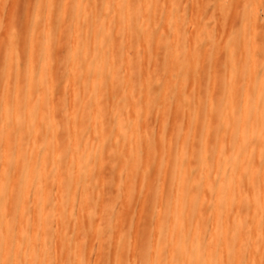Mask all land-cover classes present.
Listing matches in <instances>:
<instances>
[{
  "label": "bare ground",
  "instance_id": "6f19581e",
  "mask_svg": "<svg viewBox=\"0 0 264 264\" xmlns=\"http://www.w3.org/2000/svg\"><path fill=\"white\" fill-rule=\"evenodd\" d=\"M47 1L44 30L22 16L15 22L19 27L11 24L4 36L8 44L5 39L0 45H6L5 57L3 51L0 54L5 68L1 61L0 65L7 77L13 79V37L19 36L31 52L26 60L29 79L38 78V94L27 88L17 97L22 88L18 72L15 85L5 83L0 90V264H100L102 245L111 235L100 226L102 215L99 222L95 217L98 211L103 214L110 208L100 196L110 184L118 159L126 160L123 168L127 174L120 188L123 206L116 214L131 209V198L139 189L137 210L141 214L150 210L149 219L154 222L157 248L149 258L151 264H264V71L255 96H250L260 74L258 56L264 49L258 43L259 20L254 21L252 31L238 30L221 44L207 31L185 32L187 25L184 32H169L172 25L166 29L169 33L160 31L150 8L143 16V0H62L60 5L56 0ZM6 2L1 3L3 13L9 12ZM30 11L39 17V9L33 6ZM97 15L102 21L94 22L85 34L91 32V40L80 39L82 21ZM55 18L74 21L72 34L76 37L68 60H58L72 90L66 118L58 116L57 108L60 99L64 102L65 86L55 90L58 80L50 71L55 39L66 50V35L53 27ZM132 18L136 20L133 24ZM153 43L158 54L152 53ZM103 45L112 56L99 63L107 55ZM41 46L43 55L36 51ZM244 52L257 58L256 64L239 72L235 64ZM221 55L224 60L220 63ZM158 56L163 60L159 69L143 68L144 61L157 65ZM208 64L213 70L201 71ZM189 79L197 84V94L191 92L196 86L188 87ZM219 82L224 88L222 97L214 96ZM158 116L159 120L162 117L160 126ZM154 125L161 131L155 134ZM168 126L173 129L170 136ZM214 126L221 135L228 127L235 132L227 156L207 142ZM117 139L121 145L112 150ZM91 140L107 145L92 151ZM154 143L164 153L156 166V185L149 179L136 189L135 182L155 163ZM141 163L142 169L136 173ZM212 164L220 176L216 180L211 177ZM82 166L85 171H80ZM94 177L99 187L91 183ZM167 189L170 203L164 213ZM199 192L204 195L199 197ZM140 220L133 218L135 236L130 240L117 223L113 264H123L129 244L127 264H139L136 256L141 241L151 247L145 239L149 230L137 227ZM188 224L190 233L185 232Z\"/></svg>",
  "mask_w": 264,
  "mask_h": 264
},
{
  "label": "rangeland",
  "instance_id": "374dc122",
  "mask_svg": "<svg viewBox=\"0 0 264 264\" xmlns=\"http://www.w3.org/2000/svg\"><path fill=\"white\" fill-rule=\"evenodd\" d=\"M0 1H2V2H0V5H1L0 9H2L5 7V5L1 4V3H3V0H0ZM56 1H57L56 3L59 5L62 2V0H56ZM5 2H6V0H4V3ZM31 2H33L32 3L33 5L32 4L29 5V3H31ZM47 2H48L47 0H36V1L35 0H19V1L18 0H7L5 9H8L7 7L10 6V8L8 9L9 12L5 11V13H3V12H1L2 10L0 11L2 13V14H0V17L2 15V17L0 18V21H1L0 22V29H1L0 30V45L3 43L5 44V39L7 42L6 44H8V41H7L8 38H5V37H7L6 35H8L7 32H9L8 30L10 28V25L13 24V26L19 27L18 26L19 24H16L15 22L19 23V20L22 19V16H24L23 18L26 17L27 21H29L31 19V21H29V24L38 25L39 28L44 30V28L46 26V18H45L44 14H45ZM248 2H250V3H248ZM7 3H8V5L9 4L10 5L8 6ZM143 5H144L142 8L143 16L144 15L146 16L148 14L147 10H149V8H150L151 11L150 10L149 11L151 14L150 13L149 14H150V16L151 15L153 16V17L151 16L152 18H155V21L157 20L156 24L159 26V28H161L160 31H162V29H163L164 31L168 32L167 30H170V26L172 25L171 30L169 32L176 31V30L184 32L186 30V25H187V31H185V32L189 33V31L192 30L191 31L193 33L192 35H196L195 33L199 34L202 31L203 32L207 31V34L210 33V35L215 38L214 40L218 43H221V44L226 43L228 38H231V36L233 37L239 31L243 32L246 29H247L246 31H248L249 28H251V31H252V29H254L255 25L257 24V23L255 24L254 21L256 20L255 22H257L259 20L258 23L261 25L259 28L260 36H259L258 43H259L260 48H264V25H262L264 22V0H252V1L251 0H166V1L165 0H143ZM149 5H151V6H149ZM33 6H34V9L40 10L39 17L37 19H36V15H35L36 13L30 11L31 8H33ZM147 7H148V9H147ZM192 9H194V10H192ZM165 13L167 15H165ZM19 14L20 15L22 14L20 19L18 16ZM7 15H8V17H7ZM10 17H12V21H11ZM6 18H7V20H6ZM16 19H18V21ZM248 19L250 20V22ZM162 20H164V21H162ZM100 21H102V16H99V15H97V17H95V18L91 17L90 21H87V22L82 21L83 23H81V28H80L77 36H79L80 39L87 37V39L90 38V40H91V37H92L91 34L92 33L90 32L87 34V36H85L86 30L91 31L92 27H93V23L94 22H100ZM196 21L199 24H202L201 25L202 27H197L198 23ZM131 22H132V24L135 23L136 22L135 18H132ZM181 22H183V23H181ZM180 23H181V25H180ZM188 23L190 24V26ZM168 24H170V25H168ZM73 26H74V21H72L70 18L65 19L64 22H62V19L55 18V20L53 22V27L60 29V31H62V33H64L66 35V37H65L66 38L65 39V41H66L65 42V44H66L65 49L66 50L63 49V45H62V47L59 45L58 39H55V45H54V50H53L54 53H53V56L51 58L52 59V68L50 69V71L55 72L54 73L55 79L58 80L57 85H59V86H56L55 90H57L60 86H65V91H64V94L62 96L64 99V102L62 103L61 99H60V102H57L58 103L57 108L59 109L58 116L60 118H66L68 116V103L70 101V96H71L72 90H71V87L69 84V82H70L69 78L60 71V68H58L59 67L58 60H60V59H65L66 61L68 60V58H67L68 52L71 50L72 45L74 43V39L76 38L72 34ZM244 26H246L247 28H245ZM2 27H4V28H2ZM136 38H137L136 35H134L133 40L136 41L137 40ZM14 39L16 42V48L14 49L15 52H14V59H13V79L6 76V73H5L6 70L3 69V67L5 68V58L3 59V61H1L3 56L0 55V58H1L0 61H1L2 66H3L2 67L0 65V90H1L2 85L5 83L11 84V85L13 84V86H14L16 81H17L16 73L18 72L21 75L20 79L22 81V88H21V91L18 93L17 97H22L21 95L26 93L27 88L33 89L38 94V92H37L38 78L36 77L33 80L29 79L30 73H29L28 65L26 64L27 57L31 52L28 50V48H26V46H23L21 44L22 39H20L19 36L13 37V40ZM1 41H4V42H1ZM5 46L6 45L0 46V54L2 51L4 54ZM154 46H156V47H154ZM151 47H152L151 50L152 51L154 50L152 53L158 54L157 44L153 43V45ZM43 48L44 47L41 46V48L40 49L37 48L36 51L39 50V54L40 53L42 54L44 52V50H42ZM102 49L105 52H107V55H106V57L101 58L99 60V63H102L105 60H109L112 56L108 50L107 45H103ZM4 57H5V54H4ZM246 57H248L249 59H246ZM258 57H260V61H261L259 63L260 74H259V78H256L253 81V86H252L253 91L251 92V95H250L251 99H253V97L255 96L254 90H256V88H258L260 86V83H261V76H262V73L264 71V49H262V51ZM254 58L255 57L248 56L244 52L241 56V59L237 62V64H235L236 65L235 69L239 72L247 70L253 64H256L255 61L257 58L255 60H254ZM159 60H160V58L158 56V61ZM223 60H224L223 56L221 55L220 59H219L220 63ZM203 62H204V58L201 57L200 66L203 64ZM42 63H43V59L39 62V64L41 65ZM142 63H143L142 66L144 65L143 68L145 70L147 68H149V69L158 68L159 69L163 63V60L162 61L160 60L158 62V64L155 66L153 64H150V63L148 64L147 61H144ZM210 69H212V65L208 64L201 71H204V73H208V71ZM36 70H40V69L37 67ZM36 70H35V72H36ZM154 71H157V70H154ZM208 81L210 83L212 81V79H210V80L208 79ZM190 82H192L191 85H189ZM187 84L189 85V86L187 85L189 88L197 85L196 83H193V81L191 79H189L187 81ZM194 89H195V91L194 92L191 91V92L197 94L198 93V90H197L198 87L196 86V88L194 87ZM194 89L192 88V90H194ZM215 89H217V90L215 91L214 96L218 95L219 97H222L223 90H224L222 83L219 82ZM190 90L191 89H187V91H189V93H190ZM76 91L80 92L79 88H77ZM15 96H16V94L13 93V99ZM80 96L81 95L78 93V96H76V98L79 99ZM155 118L156 117H154V119ZM161 119H162V117H160V120H159V116H158V120L156 118L157 122L160 121L158 124L159 126L161 125L160 124ZM177 119H178L177 123H180L182 121V119H180L179 117ZM155 122L153 120L154 124H156ZM151 125H152V122H151ZM155 127H156V129L154 131L155 134H156L157 130H159V132L161 131V127L157 128V125H154V128ZM168 127H169L168 132H167V129L164 131H166L167 134L172 133V131H173L172 127H170V126H168ZM152 128H153V126H152ZM154 128H153V130H154ZM109 129H113V127L109 128ZM213 129H214V131H213L214 133L207 137L208 138L207 142L214 144V145H212V148L216 152H217V150L220 149L223 152V155L227 156L228 144L230 142L229 140H230L231 135H234L235 132L231 130L232 129L231 127H228L227 132L225 134L221 135L219 132H217V126H214ZM168 136H170V134H168ZM157 137H156V140L158 139ZM0 140H3V132H1V131H0ZM155 143L152 144V146H151L152 150L155 152V157H154L155 163L154 164L152 163L150 170H149V173L147 175H144L143 177H141L140 180L135 182L136 189L139 188V186L142 187L145 185V183H148L149 179L152 181V183H151L152 185H154V184L156 185V182L154 180L156 178L155 175L157 172L156 166L159 162H161L164 159V153L157 151V149L155 147ZM102 145H107V144H101L100 142H97L95 140H91V146H92L91 150L92 151L99 149ZM120 145H121V140L117 139L115 141V144L111 146V149L116 150L118 148V146H120ZM14 146H17V143ZM81 150L83 152L87 151V149H85V148H81ZM24 158H28V157L25 155ZM67 159H69V156ZM125 161H126L125 159H118L115 162V168L116 169H115V172L113 174L111 173L110 184L104 188L103 194L102 195L100 194L101 195L100 198H103L105 201H107V203L110 205V208L108 210L106 209L103 212V214H101V212L97 210L98 211L97 214H99V215L97 216V218L95 217V220L97 222H99L100 216L102 215L101 216L102 220L100 221V226L105 230L107 235H111L109 240L105 241L102 245L103 259L100 261V264H102V262L104 264H113V260H112L113 255H114V247H113L114 246L113 245L114 236L113 235L115 234L114 231L118 225L117 223H119V222L121 223V226L123 228L122 229L123 233L125 234L127 239L130 240L131 238H133L135 236V231L134 232L131 231L133 218L141 219L139 226H137L139 228V230H141V228H147V230H149L148 237L145 239H148L150 246H151V247H147V244H146L147 241L146 240L141 241L139 243V250H138V253L136 256V260L139 264H151L149 261V258L151 257L152 253L155 251L153 249L157 248L156 242H155V236H154V225H153L154 222L150 221V219H149L150 210H144V212L142 214H141L140 210H137V202H136L137 199L136 198L138 197L137 194L139 193V191H138L139 189H137L135 192L137 196L134 195L131 198L132 199L131 209L123 212L121 215L116 214V212H118L121 209V206H123V203H122L123 197L120 194L121 193L120 188H121L123 180L125 179L126 174H127V172H125V170L123 168V163ZM85 168H86L85 166H82L80 171H85ZM141 169H142V163L136 167L135 172L139 173L141 171ZM210 173H211V177L213 180H216L220 177L219 174L216 172L215 165H213V164L210 167ZM148 177H150V178H148ZM147 178H148V180H147ZM138 179H139V177H138ZM90 181L94 186L97 183L98 184L100 183L97 177H94ZM99 185H96L95 187H99ZM197 195L200 197L204 194L202 192H199V193H197ZM104 196H105V198H104ZM165 203L167 205L164 208V210H165L164 213L168 210V205L170 203L169 189H167L165 191ZM135 211H138V213H140V214L138 215L137 212L134 213ZM248 222L249 223L247 226L249 228L251 223H250V221H248ZM208 227H209V224H208V222H206V229ZM191 231H192V226L189 224L186 225L185 226V232L190 233ZM161 232H163V231H161ZM133 234H134V236H133ZM83 235H84V233H83ZM197 241H198V239L193 240L194 245L193 244L192 245L194 247H197V244H196ZM89 243L90 242H88L86 244V247H88L90 250V247H89L90 245L87 246ZM166 249H169V248L167 247ZM89 250L87 249V251H89ZM170 250L173 253L175 251L174 248H170ZM125 251L126 252H125V255L123 258V264H127V262H128L129 255L131 253L130 244L128 246H126Z\"/></svg>",
  "mask_w": 264,
  "mask_h": 264
}]
</instances>
